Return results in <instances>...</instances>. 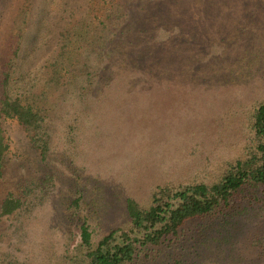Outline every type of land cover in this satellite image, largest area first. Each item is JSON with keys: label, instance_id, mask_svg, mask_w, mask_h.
<instances>
[{"label": "rangeland", "instance_id": "1", "mask_svg": "<svg viewBox=\"0 0 264 264\" xmlns=\"http://www.w3.org/2000/svg\"><path fill=\"white\" fill-rule=\"evenodd\" d=\"M196 1L0 0V100L38 110L47 141L42 157L0 114V204L22 201L0 214V264H57L84 219L96 240L128 223L127 198L146 207L240 154L264 100V0ZM189 226L187 264H264V198L230 228Z\"/></svg>", "mask_w": 264, "mask_h": 264}, {"label": "trees", "instance_id": "2", "mask_svg": "<svg viewBox=\"0 0 264 264\" xmlns=\"http://www.w3.org/2000/svg\"><path fill=\"white\" fill-rule=\"evenodd\" d=\"M180 1L157 0L160 7L168 5V10ZM0 114L15 117L34 134V139L38 137L41 155L45 156L47 141L41 139L45 120L38 110L5 95L0 100ZM247 134L240 154L227 161L210 182L159 185L146 207L127 198L128 223L109 229L96 240L86 219L81 221L75 242L66 248L57 264H163L166 260L169 264H187L188 250L198 245L194 232L199 229L190 224L202 223L200 231L205 233L230 228L249 206L264 198V100L253 106ZM4 149L0 129V178ZM78 198L72 201L73 207L78 206ZM21 204L19 197L8 193L0 204V214H12ZM224 238L229 240L228 235Z\"/></svg>", "mask_w": 264, "mask_h": 264}]
</instances>
